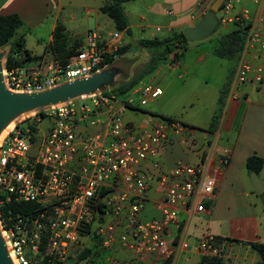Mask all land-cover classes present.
Wrapping results in <instances>:
<instances>
[{"label": "built area", "instance_id": "2783aa9c", "mask_svg": "<svg viewBox=\"0 0 264 264\" xmlns=\"http://www.w3.org/2000/svg\"><path fill=\"white\" fill-rule=\"evenodd\" d=\"M247 1L223 0L216 13L218 27L245 31L229 85L231 96L247 84L258 86L264 81V0ZM119 47V33L102 37L89 31L65 61L45 52L35 62L15 67L7 68L2 62L3 85L13 93H33L85 78L102 70L105 56ZM160 94L158 86L142 84L118 105V101L109 103L98 91L26 113L21 120H29V125L43 119L50 122L40 139L37 130L33 134L29 128L22 132L16 125L1 137L0 208L28 202L37 206L27 214L0 215V233L15 264H63L85 229L87 235L96 230L102 248L117 239L137 257L155 254L151 264H174V255L187 244L168 241L166 236L172 228H179L180 212L191 216L205 210L217 185L214 164L223 168L229 159L217 154L215 163H211L210 155L215 151L209 146L198 163L177 162L167 171H159V147L184 126L157 117L150 129H140L124 121L121 110L134 107L131 95H137L144 106ZM101 111L104 119L99 117ZM79 122L102 124L103 132L80 137L76 133ZM146 161L157 171L155 181L161 200L155 205L157 216L143 221L140 213L152 177L142 169ZM109 216L125 222L126 232L117 238L115 226L106 221ZM196 251L200 256H218L215 237L207 230L198 240ZM109 262L130 264L113 258Z\"/></svg>", "mask_w": 264, "mask_h": 264}, {"label": "crops", "instance_id": "0c3cea01", "mask_svg": "<svg viewBox=\"0 0 264 264\" xmlns=\"http://www.w3.org/2000/svg\"><path fill=\"white\" fill-rule=\"evenodd\" d=\"M107 1L0 0V15L15 14L20 19L25 49L31 58L28 62H35L42 54L48 52L46 48L52 43V33L58 23L65 28L70 42L78 40L82 43L89 31H95L102 37H108L117 32L120 35L119 48L126 47L125 52L120 56H125L132 45L139 47L141 40L174 37L184 28L195 26L208 13L214 0H202L200 4L194 3L191 10L196 11L201 6L200 12L197 15L191 14L187 21H179V17L172 15V11L168 9L171 4L170 0H127L121 4V7L127 20L129 34L125 31H117L112 20L101 13L100 7ZM175 1L179 3L182 0ZM243 2L248 3L247 0ZM144 4L145 9L142 10L141 6ZM89 17L91 20H88ZM79 21L84 22V28H80ZM89 21L93 24V28H89ZM226 33L216 34L213 37L214 42L218 45V39ZM32 34L41 40V42L38 41L39 43H45L37 54H32L27 48V40ZM188 50L193 51L190 63L183 64L179 61V57L175 63L170 64L168 60L167 66L162 61L151 72L153 78L149 82L158 86L161 94L148 103L157 106L161 116L176 120L184 126L183 131L169 135L159 147L157 152L159 171L165 172L177 162L196 164L204 158L209 146L214 147L215 151V155H210L211 163H215L214 159L217 154L227 156L229 163L223 168L214 164L218 169L217 185L214 197L206 204L205 210L191 216H187L183 211L180 212L179 228H172L166 239L172 242L182 240L187 244L184 250L174 255V264H178V260H181L183 264L198 263L201 256L196 251V247L198 240L206 230L215 237L218 256L224 264H226L224 258L228 264H255L260 261V256L248 244L256 242L264 244V210L259 198L252 190L245 162L247 157L253 154L263 160V167L257 174L264 186V81L258 86L247 84L241 87L236 95L231 96L229 85L232 77H230L218 90L215 100L216 109L211 114L206 129L199 130L197 125H194L195 123L184 118L178 119L174 116L175 113L164 110L171 98L162 87L164 80L167 84H171L173 73L180 69L185 75L193 77L194 66L199 65L204 58V55H197V50L190 46L189 42L184 45V51ZM144 52L149 56L146 60L147 64L150 53L149 51ZM136 53L141 52L135 51L131 56ZM161 74V78L158 79ZM140 85L142 84L137 83L134 88ZM225 87L226 92L221 95ZM194 94L193 92L192 95ZM221 97L222 105L219 106L218 101ZM125 109L138 111L135 107H125L121 110L122 114ZM141 113L144 115L143 118L137 121L130 118L126 121L140 129H150L157 118L153 115L156 113L152 110L150 113ZM104 116V112L101 111L100 119H104ZM199 131L204 133L199 135ZM102 132V124L89 126L84 122H79L76 126V133L80 137H90ZM142 169L147 170L152 176L147 190V199L140 213L141 220L146 221L157 216L155 205L161 200V193L155 181L157 171L153 170L147 161L142 163ZM106 221L115 226L116 238L126 232L124 221L117 222L112 216L106 218ZM103 251L110 258L124 260L130 264H151L156 259L153 253L144 254L141 258L137 257L133 252L124 248L117 239L108 248H103Z\"/></svg>", "mask_w": 264, "mask_h": 264}, {"label": "rangeland", "instance_id": "374dc122", "mask_svg": "<svg viewBox=\"0 0 264 264\" xmlns=\"http://www.w3.org/2000/svg\"><path fill=\"white\" fill-rule=\"evenodd\" d=\"M108 1L111 2L113 0ZM201 1L202 0H182L178 3L175 0H170L171 4L168 6V9L172 11L171 13L173 16L175 15L174 17H179V21H187L189 20V16L191 14L197 15L200 12L201 6L197 8L196 11L191 10V8L194 3L198 2L200 4ZM141 9H145V4L144 6H141ZM215 17L217 18L216 14ZM88 20H91L90 17ZM78 24L81 25L80 28H84L83 21H79ZM89 28H93L91 21H89ZM231 29L232 28L230 27L226 29L217 27L204 39L189 42V45L193 46L197 50V55H204L200 64L195 65L193 68L194 76L191 77L187 74L185 75L180 69L178 72L173 73L171 84H167L166 80L163 82L162 87L166 90V94L171 97L169 102L165 105L164 110L170 113H175L174 116L178 119H188L189 121L195 123L194 125H197L196 127L202 131L206 129L207 122H209L211 114L216 109L215 100L218 90H220L227 80L234 75L236 69V58L226 56L218 57L215 54V50L218 45L213 40V37L216 34H223L229 32ZM38 41L41 42V40H38L34 34H32L27 40V48L32 54H37L44 47L45 43H39ZM135 51L141 53H136L131 56ZM144 51L148 52L149 50L132 45L128 54L125 56L117 55L114 58L113 63L109 66L113 67L116 74L114 76L113 83L106 89L114 87L118 84L126 83L130 79H137L139 80L138 83L141 84L150 83L149 81L153 78V73L146 75L142 73V70L146 67V60L149 57ZM179 51L182 53L179 61L183 64L190 63L192 60L190 59V56L193 55V51H184V49ZM0 52L3 56L2 62H4L5 56L8 52V46L0 47ZM162 63L167 66L169 62L168 60H165ZM161 76L162 74L158 77V79L161 78ZM193 92L195 93L194 95H192ZM129 95V92L123 96H115L112 94L105 95L101 93L102 97H107L109 103L115 104V101H118V103H116L118 105L121 102H125ZM131 97L134 99V107L138 111L133 112L125 109L122 114L124 121L130 118H134V120L137 121L144 117L141 112L150 113L151 110L156 113L153 114L156 115V117H163L159 114L160 109L157 106L155 107L151 105V103L141 106L137 95H131ZM25 115L26 114L14 119L12 121L13 126L16 125L18 128H22L25 125H28L30 123L29 120H21ZM49 125L50 122L47 119H43L37 124V139H40V137L47 132ZM9 129H7L6 132ZM202 131H199L200 133L198 134L200 135L201 133H204ZM99 223H101V219H99ZM100 240L101 238L98 236L95 229L91 231L90 235L83 233L79 242L69 251L68 256L76 258L83 250L88 249L89 253L81 261H78L77 264H110L109 260L111 258L105 251H103ZM224 259V262L228 264L226 258ZM178 264L183 263L181 260H178Z\"/></svg>", "mask_w": 264, "mask_h": 264}, {"label": "trees", "instance_id": "16d2710c", "mask_svg": "<svg viewBox=\"0 0 264 264\" xmlns=\"http://www.w3.org/2000/svg\"><path fill=\"white\" fill-rule=\"evenodd\" d=\"M127 0H113L105 2L101 7V13L109 17L117 31H125L129 34L127 20L125 18L121 3ZM209 12V11H208ZM218 25L216 26V28ZM22 24L17 15H0V47L8 46V52L5 56V66L7 68L19 66L29 61V52L25 49L24 33L21 30ZM215 28V29H216ZM214 29V30H215ZM213 30V31H214ZM245 41V31L243 29H231L226 34L222 35L217 43V55L219 57H238L242 46ZM187 43L186 39L182 35V31L174 37L163 38V39H152V40H141L138 44L139 47L149 50L150 59L146 64L142 73L144 75L153 72L157 66L165 60H169L170 63H175L180 57V51L184 49V45ZM81 42L74 40L70 42L65 28L58 23L52 33V43L47 46L48 52H50L55 58L65 61L79 46ZM126 50V47L118 48L115 52L110 55H106L104 61L101 64L102 68L109 67L114 58L118 55H122ZM139 80L130 79L124 84H118L114 87L104 89L101 93L105 95L123 96L133 89ZM226 87L221 91L223 95L226 91ZM219 106L222 105V97L218 101ZM166 120H173L171 118L163 117ZM37 124L25 125L20 128L22 132L29 128L30 133L36 132ZM263 167V160L256 156L250 155L247 157L245 162V169L247 173L256 172L259 173ZM37 206L34 203H11L7 206L0 208L1 217H7L8 215L15 214H27ZM83 233H88V229H85ZM83 235V234H82ZM251 249L257 252L260 256V261L255 264H264V244L262 243H249ZM89 253L88 249L83 250L76 259L81 261ZM61 264V263H55ZM197 264H224L219 256H201Z\"/></svg>", "mask_w": 264, "mask_h": 264}, {"label": "water", "instance_id": "95a60500", "mask_svg": "<svg viewBox=\"0 0 264 264\" xmlns=\"http://www.w3.org/2000/svg\"><path fill=\"white\" fill-rule=\"evenodd\" d=\"M223 0H214L209 12L193 27L184 28L182 35L187 42L198 41L207 37L217 26L215 14ZM2 53L0 52V131L19 116L38 108L65 103L69 100L94 94L109 87L113 83L115 71L113 67L103 68L88 77L63 82L53 88L33 93H13L3 85ZM249 181L253 192L259 198L264 210V186L256 172L249 173ZM76 258H67L63 264H77ZM0 264H12L4 240L0 233Z\"/></svg>", "mask_w": 264, "mask_h": 264}, {"label": "bare ground", "instance_id": "6f19581e", "mask_svg": "<svg viewBox=\"0 0 264 264\" xmlns=\"http://www.w3.org/2000/svg\"><path fill=\"white\" fill-rule=\"evenodd\" d=\"M13 126V122L11 121L10 123H8L1 131H0V139L1 137L5 134L6 130L11 128ZM12 264H15L14 260L12 259L11 256H9Z\"/></svg>", "mask_w": 264, "mask_h": 264}]
</instances>
